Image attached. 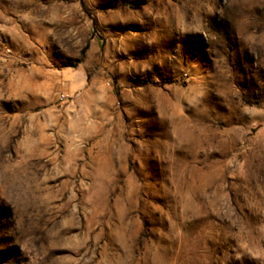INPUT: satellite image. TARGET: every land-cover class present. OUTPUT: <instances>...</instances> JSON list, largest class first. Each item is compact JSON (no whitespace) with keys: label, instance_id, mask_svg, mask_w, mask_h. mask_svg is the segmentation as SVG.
Instances as JSON below:
<instances>
[{"label":"rangeland","instance_id":"1","mask_svg":"<svg viewBox=\"0 0 264 264\" xmlns=\"http://www.w3.org/2000/svg\"><path fill=\"white\" fill-rule=\"evenodd\" d=\"M0 264H264V0H0Z\"/></svg>","mask_w":264,"mask_h":264}]
</instances>
